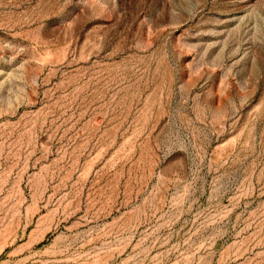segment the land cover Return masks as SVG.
I'll return each instance as SVG.
<instances>
[{"label":"rangeland","instance_id":"rangeland-1","mask_svg":"<svg viewBox=\"0 0 264 264\" xmlns=\"http://www.w3.org/2000/svg\"><path fill=\"white\" fill-rule=\"evenodd\" d=\"M0 264H264V0H0Z\"/></svg>","mask_w":264,"mask_h":264}]
</instances>
